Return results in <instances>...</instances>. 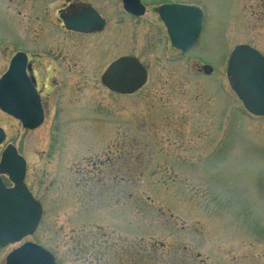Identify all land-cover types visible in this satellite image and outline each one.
Returning a JSON list of instances; mask_svg holds the SVG:
<instances>
[{
  "label": "rangeland",
  "instance_id": "obj_1",
  "mask_svg": "<svg viewBox=\"0 0 264 264\" xmlns=\"http://www.w3.org/2000/svg\"><path fill=\"white\" fill-rule=\"evenodd\" d=\"M44 1L0 0V76L28 44L48 107L34 131L0 114V158L17 148L43 207L37 231L0 248V264L25 243L57 264H264V118L247 114L226 76L237 46L264 55V0H175L205 13L187 54L147 20L70 34L56 21L60 1ZM121 56L148 70L130 96L101 83ZM151 247L158 258L146 262Z\"/></svg>",
  "mask_w": 264,
  "mask_h": 264
},
{
  "label": "water",
  "instance_id": "obj_2",
  "mask_svg": "<svg viewBox=\"0 0 264 264\" xmlns=\"http://www.w3.org/2000/svg\"><path fill=\"white\" fill-rule=\"evenodd\" d=\"M126 6L129 2L126 1ZM132 12V8H126ZM160 15L165 23L172 46L182 52L190 51L201 37L204 27V15L196 6L163 7ZM73 18L67 23L69 29L84 31L75 24ZM19 56L11 63L8 73L0 80V109L12 115L29 130L37 129L43 123V111L39 96L34 88L28 91V106L15 101L22 91L14 89L13 79L21 73ZM203 71L210 75L213 70L205 66ZM227 77L232 90L242 101L245 110L256 117H264V57L255 49L241 45L232 52ZM103 85L109 91L119 95H133L147 83V72L135 58H122L113 63L102 76ZM5 141V133L0 128V145ZM7 176L14 185L7 188L2 180ZM26 162L10 145L2 154L0 162V247L21 242L37 230L42 206L34 199L25 185ZM6 264H57L54 256L44 248L25 243L12 251L6 258Z\"/></svg>",
  "mask_w": 264,
  "mask_h": 264
},
{
  "label": "flooded vegetation",
  "instance_id": "obj_3",
  "mask_svg": "<svg viewBox=\"0 0 264 264\" xmlns=\"http://www.w3.org/2000/svg\"><path fill=\"white\" fill-rule=\"evenodd\" d=\"M48 1L50 0L44 1L45 4L46 2L48 3ZM55 1H60L61 3L57 8L56 21L64 31L77 36H96L106 32V29L112 22L119 24L129 21L130 19L134 21L147 20L151 26H162L166 29L160 16V9L178 4L185 5L177 3L175 0H115V2L114 0ZM126 1L129 2L128 6L125 5ZM126 8H132V12L127 11ZM46 13L48 16V9ZM73 18L77 19L75 24L84 28V31H74L68 28L67 23ZM49 22L50 21L47 20V24L50 26ZM26 46L27 47H21L19 45L16 47L17 50L12 55L13 58L17 56V54H22V58L18 61L20 66L19 73H21V75L13 79L14 89L21 90L22 95L19 97L20 99H18V95L16 94L15 101L21 102L28 106L29 102L27 93L30 88H34L39 95L40 105L43 110L44 118L46 119L48 107L46 104V99L43 96V88L40 85V80L37 73V68L40 65L41 58L39 54L29 51L28 44ZM173 50L177 51L175 49ZM121 57H118L117 59ZM6 71L0 76V79L6 73ZM0 114L3 113L0 112ZM10 118L19 123L22 127V123L18 119L14 117Z\"/></svg>",
  "mask_w": 264,
  "mask_h": 264
},
{
  "label": "trees",
  "instance_id": "obj_4",
  "mask_svg": "<svg viewBox=\"0 0 264 264\" xmlns=\"http://www.w3.org/2000/svg\"><path fill=\"white\" fill-rule=\"evenodd\" d=\"M153 250L150 252H146V256L144 257V260H146V262H150L152 260H155L156 258H158L157 254L155 253L156 249L154 247H151Z\"/></svg>",
  "mask_w": 264,
  "mask_h": 264
}]
</instances>
